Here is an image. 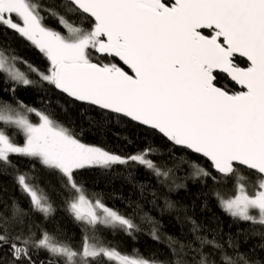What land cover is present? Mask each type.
Wrapping results in <instances>:
<instances>
[{"label": "snow or ice", "instance_id": "snow-or-ice-1", "mask_svg": "<svg viewBox=\"0 0 264 264\" xmlns=\"http://www.w3.org/2000/svg\"><path fill=\"white\" fill-rule=\"evenodd\" d=\"M63 7L87 27L37 0H0V30L23 38L47 60L41 71L0 52V74L4 84L11 85L0 90L15 95L16 86L36 83L16 66L23 62L41 82L73 102L146 126L173 147L206 161L207 168L191 163V178H232L233 195L214 193L220 206L234 219L264 226V0H64ZM45 13L55 17L62 30L49 27ZM222 77L237 89L221 87ZM16 105L0 103V165L15 169L11 157H24L56 175L70 194L68 211L83 225L84 236L79 252L46 231L36 240L30 225L27 234L24 231L28 213L13 201L7 214H0V250L7 249L10 257L0 264H35L30 253L41 249L66 264H76L78 257L82 264H103L100 258L110 264H159L122 254L99 240L98 227L128 235L139 228L101 200H86L77 175L90 167L110 171L117 165H137L172 191L183 187L172 169L158 166L151 146L122 156L81 142L45 112L22 101ZM8 129L22 133L23 142L17 143ZM242 169L256 177L252 192L243 182ZM13 179L33 212L45 217L52 213L48 194L30 182L34 178L28 172L16 170ZM172 208L174 203L165 199L164 209ZM187 219L200 245H187L195 264H215L203 252L205 246L220 250L221 264H262L239 252L229 256L215 239L198 235L200 225ZM152 234L158 239L155 228ZM169 240L179 243L183 252V243ZM228 246L233 247L231 240ZM170 248L175 256L176 248Z\"/></svg>", "mask_w": 264, "mask_h": 264}, {"label": "trees", "instance_id": "trees-1", "mask_svg": "<svg viewBox=\"0 0 264 264\" xmlns=\"http://www.w3.org/2000/svg\"><path fill=\"white\" fill-rule=\"evenodd\" d=\"M37 2L43 7L65 15L72 22L87 27L86 21L66 12L63 7L64 0ZM45 15V23L49 27L62 30L55 17L47 13ZM0 52L9 57L16 55L41 71L47 65L46 58L37 49L8 30H0ZM241 63L243 64V61ZM16 66L36 83L28 87L16 86L15 95L0 90V103H9L16 107V102L22 101L25 105L45 112L62 125L69 127L81 142L122 156L151 146L154 150L151 158L158 166L171 168L176 183L183 185L179 189L168 191L157 182L152 173L137 165H117L110 171L98 167L82 170L77 175L78 182L83 186L81 194L95 201L101 200L109 208L130 217L139 228L132 235H128L121 229L98 227L96 236L105 245L116 248L122 254L156 261L159 264H195L194 253L187 245L189 242L197 248L200 245L190 231L191 224L187 219L190 217L200 225L198 235L215 239L223 245V251L229 256L235 257L239 252L249 260H259L264 264V247H261L264 245V226L232 218L222 209L214 194L219 191L228 197V193L234 191L232 178H220L214 171L212 174L217 176V182L210 178H191L193 171L191 163L195 161L207 168L206 161L184 149L173 147L161 135L147 127L101 112L94 106L73 102L52 86L41 82L23 62L17 61ZM3 81L4 76L0 74V89L11 86L4 84ZM219 85L230 90L237 89L233 82L223 77L219 80ZM29 116L33 123L38 122L35 114ZM8 131L15 133L17 143L23 142L22 133L13 129ZM11 159L15 169L0 165V214H7L8 206L15 201L28 213L24 224L26 234L30 225L31 231L35 234L34 239H40L41 233L46 231L57 242L66 243L79 252L84 236L83 225L76 222L69 213L67 200L70 194L60 186L57 176L27 158L13 156ZM16 170L28 172L34 178L30 182L38 183L46 191L53 207L49 216L45 217L31 210L28 197L14 182ZM241 174L245 177L243 182L249 192H252L256 185V177L243 169ZM165 199L172 201L174 208L164 209ZM153 228L158 239L153 238ZM88 234L92 235L91 232ZM169 237L183 243L185 245L183 252H187V255L181 252L179 243L172 244ZM229 240L233 247L228 246ZM170 244L176 248L175 256ZM203 252L208 254L210 261L221 264L220 250L205 246ZM30 254L35 264H66L64 258L50 256L43 249ZM0 259H10L7 249L0 250ZM100 259L103 260V264H110L106 259ZM76 264H82L79 257L76 258ZM92 264H95V261Z\"/></svg>", "mask_w": 264, "mask_h": 264}, {"label": "rangeland", "instance_id": "rangeland-1", "mask_svg": "<svg viewBox=\"0 0 264 264\" xmlns=\"http://www.w3.org/2000/svg\"><path fill=\"white\" fill-rule=\"evenodd\" d=\"M29 119L31 120L30 116H29ZM247 190H248V188H247ZM232 193L234 194V191L231 192V194L228 193L229 195H227V196L233 195ZM84 196H85L86 200H91V201L95 202V200L91 199L90 197H87L86 195H84ZM250 212H251L252 215H257L256 210H250Z\"/></svg>", "mask_w": 264, "mask_h": 264}, {"label": "water", "instance_id": "water-1", "mask_svg": "<svg viewBox=\"0 0 264 264\" xmlns=\"http://www.w3.org/2000/svg\"><path fill=\"white\" fill-rule=\"evenodd\" d=\"M144 127H146V126H144Z\"/></svg>", "mask_w": 264, "mask_h": 264}]
</instances>
